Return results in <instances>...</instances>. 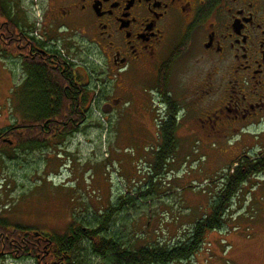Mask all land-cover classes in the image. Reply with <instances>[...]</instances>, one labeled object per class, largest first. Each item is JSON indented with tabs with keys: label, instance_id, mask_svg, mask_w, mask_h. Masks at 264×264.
Instances as JSON below:
<instances>
[{
	"label": "rangeland",
	"instance_id": "1",
	"mask_svg": "<svg viewBox=\"0 0 264 264\" xmlns=\"http://www.w3.org/2000/svg\"><path fill=\"white\" fill-rule=\"evenodd\" d=\"M32 21L40 26L41 15L33 12ZM63 40L68 50L71 47L70 56L80 61L79 66L85 64L94 73L81 75L87 78L91 98L87 117L73 135L52 139L44 147L8 145L0 149V218L63 235L75 221L96 225L108 206L131 194L136 200L113 211L104 234L116 232L130 248L149 241L147 236L164 245L184 240L194 222L209 212L226 176L237 164L233 162L241 155L264 154V119L239 130H223L218 122L217 131L213 122L198 120L199 113L193 108L179 111L178 147L164 171L155 174L156 135L167 113L155 101L154 118L148 120L151 124L144 120L143 115L150 112L139 85L150 75L108 78L103 73L105 66L96 60L99 55L92 59L83 51L90 46L86 40L74 32L66 33ZM201 66L191 59L186 65L189 75L174 77L181 80L182 87L186 82L187 88L190 83L194 88ZM25 76L19 58L0 56V129L22 115L19 95L13 91ZM189 92L176 89V95L194 104L196 95ZM151 98L156 96L151 94ZM225 218L222 229L207 231L191 260L171 264H264V171L241 184ZM107 258L95 253L88 240H82L71 263L107 264ZM0 264L37 262L6 256L0 257Z\"/></svg>",
	"mask_w": 264,
	"mask_h": 264
},
{
	"label": "flooded vegetation",
	"instance_id": "2",
	"mask_svg": "<svg viewBox=\"0 0 264 264\" xmlns=\"http://www.w3.org/2000/svg\"><path fill=\"white\" fill-rule=\"evenodd\" d=\"M33 12L41 15V27L33 24ZM71 32L90 44L83 48L87 57L99 55L108 78L150 75L139 85L148 126L155 101L167 114L175 111L177 124L178 112L189 107L217 131L218 122L223 130H239L264 119V0H0V46L14 48L1 53L19 58L26 75L32 74L24 61L71 75L66 86L87 88L89 110L87 78L81 75L94 73L70 56L63 37ZM191 59L202 64L199 80L194 88L185 81L182 87L174 75H189ZM178 88L192 91L194 104L176 95Z\"/></svg>",
	"mask_w": 264,
	"mask_h": 264
},
{
	"label": "trees",
	"instance_id": "3",
	"mask_svg": "<svg viewBox=\"0 0 264 264\" xmlns=\"http://www.w3.org/2000/svg\"><path fill=\"white\" fill-rule=\"evenodd\" d=\"M1 50L7 55L14 48L0 46V56H6ZM23 66L32 75H26L13 91L19 95L22 115L17 122L0 129V149L8 145L21 149L41 148L52 139L67 138L80 129L88 111L87 88L81 83H76L74 88L66 86L71 75H58L36 61H24ZM174 114L173 110L167 114L161 137L153 152L155 174L164 171L178 147V124ZM41 122H45V125H41ZM233 163L237 164L226 176L209 212L194 222L189 236L173 245H164L147 236L145 239L149 241L130 248L126 241L115 235L116 232L103 233L108 228L107 222L113 211L136 200L131 194H124L117 205H107L108 208L96 225L89 226L75 221L63 235H51L0 218V257L32 258L37 264H72L74 251L79 248L82 240H88L95 253L108 257L107 264H171L189 261L201 247L207 231L223 228L226 210L241 184L264 171V154L257 153L254 157L241 155ZM148 219L150 222L151 218Z\"/></svg>",
	"mask_w": 264,
	"mask_h": 264
}]
</instances>
